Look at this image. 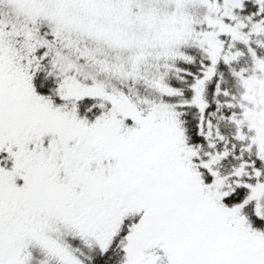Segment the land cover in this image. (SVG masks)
<instances>
[{
    "label": "snow or ice",
    "instance_id": "1",
    "mask_svg": "<svg viewBox=\"0 0 264 264\" xmlns=\"http://www.w3.org/2000/svg\"><path fill=\"white\" fill-rule=\"evenodd\" d=\"M0 264H264V0H0Z\"/></svg>",
    "mask_w": 264,
    "mask_h": 264
}]
</instances>
